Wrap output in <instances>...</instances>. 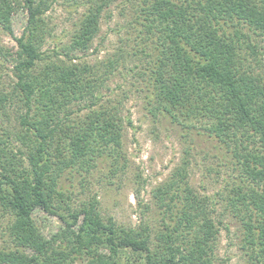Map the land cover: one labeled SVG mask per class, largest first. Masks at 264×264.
<instances>
[{"label":"trees","instance_id":"1","mask_svg":"<svg viewBox=\"0 0 264 264\" xmlns=\"http://www.w3.org/2000/svg\"><path fill=\"white\" fill-rule=\"evenodd\" d=\"M62 1L84 10L70 42L50 54L47 14L60 0H0V31L16 42L0 49L12 64L9 83L0 72V216L13 245L0 249V264H217L220 201L242 223L254 264H264V0H130L153 115L202 129L241 172L228 194L212 197L191 185L185 161L153 192L163 210L157 228L150 219L122 227L102 216L96 198L75 205L72 177L126 162L133 124L104 101L116 60L75 55L91 48L116 0ZM19 14L26 23L15 36ZM38 211L57 216L60 230L45 235Z\"/></svg>","mask_w":264,"mask_h":264},{"label":"rangeland","instance_id":"2","mask_svg":"<svg viewBox=\"0 0 264 264\" xmlns=\"http://www.w3.org/2000/svg\"><path fill=\"white\" fill-rule=\"evenodd\" d=\"M64 1L56 3L47 14L52 33L43 47L52 54L56 46L70 42L71 32L83 12V8L67 7ZM133 4L130 0H116L104 13L101 31L85 53H77L82 62L98 64L116 60L117 69L102 88L104 101L117 104L123 115L132 121L124 135L126 162L120 167L104 164L90 175L75 174L72 177L75 205L96 198L103 217H112L118 225L126 228L138 227L144 219L152 221V227H159L163 210L158 206L153 192L170 177L175 169L189 161L190 183L200 193L218 196L228 194L235 182L240 181L241 172L235 166L236 160L225 145L200 134L197 128H185L169 117H155L147 96L148 82L139 78L143 66L139 31L135 28ZM23 14L13 18V31L20 36L25 27ZM16 45L13 37L0 31V49L11 50ZM4 61L0 56V63ZM79 61V60H78ZM0 72L8 83L12 80L10 62ZM264 74V68L262 72ZM12 123L5 118L3 128L12 129ZM199 125V124H198ZM2 133V130L0 131ZM21 146L20 142H15ZM21 148L24 149L22 146ZM70 187L71 182L65 181ZM227 201H220L216 215L223 220L217 242V264H254L249 256L242 223L234 216ZM36 221L45 235L58 232L62 221L38 211ZM222 215V216H221ZM9 220L0 216V249L13 246L8 235ZM87 264V263H83Z\"/></svg>","mask_w":264,"mask_h":264}]
</instances>
